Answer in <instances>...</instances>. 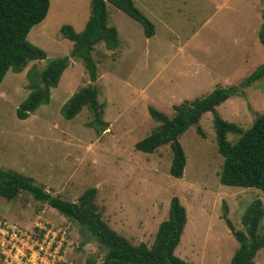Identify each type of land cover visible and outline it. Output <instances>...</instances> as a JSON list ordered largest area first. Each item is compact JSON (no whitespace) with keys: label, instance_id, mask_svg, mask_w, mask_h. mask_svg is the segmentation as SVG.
Segmentation results:
<instances>
[{"label":"rangeland","instance_id":"obj_1","mask_svg":"<svg viewBox=\"0 0 264 264\" xmlns=\"http://www.w3.org/2000/svg\"><path fill=\"white\" fill-rule=\"evenodd\" d=\"M132 1L153 24L154 34L144 38L136 22L107 5L108 24L117 31L118 46L109 51L100 43L91 53L96 67L92 85L106 123L103 131L95 133L87 126L92 115L86 108L68 121L60 115L62 104L89 83L81 63L72 58L56 87L49 90V103L25 120L15 117V109L28 94L26 72L36 75L47 60L67 56L71 43L60 36L59 28L68 25L79 33L89 15V0H48L44 19L26 36L43 58L27 63L20 73L6 72L0 83V168L68 202L94 188L93 204L101 219L132 245L150 247L158 224L166 219L169 200L176 197L184 208L185 224L173 254L188 264H228L238 247L232 233L244 234L240 218L254 200L262 208L257 235L264 232V195L254 188L219 184L223 159L216 150L211 114H203L196 126L177 138L185 158L180 179L168 175V145L152 154L136 151L134 145L158 126L149 118V107L171 118L173 106L200 99L214 88L238 87L264 63V50L257 41L263 4L260 0ZM240 37L238 46L234 43ZM238 88V94L215 112L244 131L264 112V75ZM237 137L226 135L229 142ZM223 204L231 231L222 219ZM2 219L23 228L38 221L63 227L76 245L65 259L75 264L102 261V248L77 224L26 192L10 201L0 199ZM252 264H264V249L254 254Z\"/></svg>","mask_w":264,"mask_h":264},{"label":"trees","instance_id":"obj_2","mask_svg":"<svg viewBox=\"0 0 264 264\" xmlns=\"http://www.w3.org/2000/svg\"><path fill=\"white\" fill-rule=\"evenodd\" d=\"M260 1L264 7V0ZM107 5L136 22L141 27L144 38H150L154 34L153 24L134 7L132 0H89V15L79 33H75L68 25L59 28L60 36L71 43L69 54L47 60L43 69L36 75L31 70L26 72L28 94L15 109L16 119L25 120L39 106L49 103V90L56 87L68 60L72 58L81 63L89 83L62 104L60 115L68 121L82 108H86L92 115V121L87 126L95 133L105 129L101 106L97 103V88L92 86L96 81V67L91 53L93 47L100 43L109 51L118 46L117 31L108 24ZM48 6V0H0V83L6 72L20 73L27 63L43 58V52L30 45L26 36L33 26L44 19ZM262 21L257 41L264 50V14ZM263 75L264 63L245 77L238 87H247ZM238 87L214 88L200 99L173 106L174 113L171 118L149 107V118L158 126L138 141L134 149L143 154H152L158 147L168 145L171 151L168 175L180 179L185 158L177 138L189 127L196 126L203 114L210 113L216 150L223 159L218 174L219 184L226 187L254 188L264 195V112L244 131L232 123L223 121L215 112L217 106L238 94ZM196 132L201 133L198 128ZM227 134L238 137L234 142H229ZM19 192L28 193L33 200L46 203L60 216L77 224L83 235L102 248L101 264H188L173 254L185 224V211L176 197L169 200L166 219L158 224L152 244L146 247L144 244H130L105 224L93 204L94 188L85 190L76 202H68L51 197L28 178L0 168V199L10 201ZM222 208V219L231 231L232 226L225 218L224 204ZM261 218L260 202L254 200L240 218L244 234L232 233L238 247L228 264H252L254 254L264 249V232L257 235ZM84 243L85 239L80 241V246Z\"/></svg>","mask_w":264,"mask_h":264},{"label":"built area","instance_id":"obj_3","mask_svg":"<svg viewBox=\"0 0 264 264\" xmlns=\"http://www.w3.org/2000/svg\"><path fill=\"white\" fill-rule=\"evenodd\" d=\"M68 238L66 229L49 227L44 221H38L25 229L2 219L0 263L75 264L64 258L68 250L76 247L72 246L73 242Z\"/></svg>","mask_w":264,"mask_h":264},{"label":"crops","instance_id":"obj_4","mask_svg":"<svg viewBox=\"0 0 264 264\" xmlns=\"http://www.w3.org/2000/svg\"><path fill=\"white\" fill-rule=\"evenodd\" d=\"M242 40H243V39L240 37L239 40H238V42H236V43H234V44H236V45H238V46H241ZM32 224H33V223H32ZM32 224L29 223V224H28V227L25 228V229L30 228V227L32 226ZM79 245H80V244H79ZM80 247H81V246H79V248H80Z\"/></svg>","mask_w":264,"mask_h":264},{"label":"water","instance_id":"obj_5","mask_svg":"<svg viewBox=\"0 0 264 264\" xmlns=\"http://www.w3.org/2000/svg\"><path fill=\"white\" fill-rule=\"evenodd\" d=\"M93 86V85H92Z\"/></svg>","mask_w":264,"mask_h":264}]
</instances>
